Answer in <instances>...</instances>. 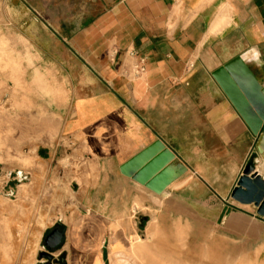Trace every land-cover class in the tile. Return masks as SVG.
<instances>
[{
    "label": "crops",
    "instance_id": "obj_1",
    "mask_svg": "<svg viewBox=\"0 0 264 264\" xmlns=\"http://www.w3.org/2000/svg\"><path fill=\"white\" fill-rule=\"evenodd\" d=\"M14 2L96 182L62 228L65 263L264 264V218L231 198L258 137L213 76L241 57L264 84V0ZM158 139L188 169L160 195L120 170Z\"/></svg>",
    "mask_w": 264,
    "mask_h": 264
},
{
    "label": "rangeland",
    "instance_id": "obj_2",
    "mask_svg": "<svg viewBox=\"0 0 264 264\" xmlns=\"http://www.w3.org/2000/svg\"><path fill=\"white\" fill-rule=\"evenodd\" d=\"M19 19L14 0H0V264H60L62 245L50 250L46 237L64 228L82 202L80 189L96 182L87 158L75 160L62 134L65 87L51 84L52 56L22 36ZM86 175L90 181H81Z\"/></svg>",
    "mask_w": 264,
    "mask_h": 264
},
{
    "label": "water",
    "instance_id": "obj_3",
    "mask_svg": "<svg viewBox=\"0 0 264 264\" xmlns=\"http://www.w3.org/2000/svg\"><path fill=\"white\" fill-rule=\"evenodd\" d=\"M213 76L252 133L258 137L256 152L246 164L231 198L243 205H254L257 215L264 218V175L257 170L259 158L264 155V84L241 57L216 70ZM120 170L123 175L160 195L188 169L158 139L123 164ZM64 240V230L56 227L46 237L45 243L50 250H56ZM42 257L53 258L49 253ZM59 263L65 264L64 255Z\"/></svg>",
    "mask_w": 264,
    "mask_h": 264
},
{
    "label": "built area",
    "instance_id": "obj_4",
    "mask_svg": "<svg viewBox=\"0 0 264 264\" xmlns=\"http://www.w3.org/2000/svg\"><path fill=\"white\" fill-rule=\"evenodd\" d=\"M131 56H135L136 54L134 52H130ZM145 64L143 59H138L136 63L133 65V72L132 75L134 77L140 76L145 72Z\"/></svg>",
    "mask_w": 264,
    "mask_h": 264
},
{
    "label": "bare ground",
    "instance_id": "obj_5",
    "mask_svg": "<svg viewBox=\"0 0 264 264\" xmlns=\"http://www.w3.org/2000/svg\"><path fill=\"white\" fill-rule=\"evenodd\" d=\"M259 168H261V167H258V168H257V170H258V171L261 173V171H260V169H259ZM261 170H262V168H261Z\"/></svg>",
    "mask_w": 264,
    "mask_h": 264
}]
</instances>
